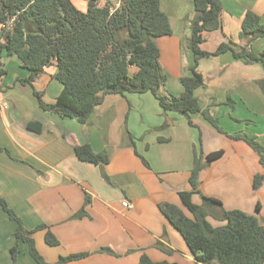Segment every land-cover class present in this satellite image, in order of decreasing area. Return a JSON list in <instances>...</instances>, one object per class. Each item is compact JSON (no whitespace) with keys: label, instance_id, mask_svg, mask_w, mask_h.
Masks as SVG:
<instances>
[{"label":"crops","instance_id":"obj_1","mask_svg":"<svg viewBox=\"0 0 264 264\" xmlns=\"http://www.w3.org/2000/svg\"><path fill=\"white\" fill-rule=\"evenodd\" d=\"M104 1L99 0L100 7L106 5ZM72 2L87 11L86 0ZM220 2L221 27L204 34L201 49L213 53L227 43L263 53L264 38L245 35L242 23L247 12L264 23V0ZM161 9L173 33L155 39L168 76L160 93L178 97L183 93L180 80L189 74L194 60L187 48L194 0H161ZM0 69L5 71L0 76V198L27 231H34L36 247L48 264L75 254L87 255L63 264H138L143 255L155 263L199 264L160 209L163 203L174 204L193 218L180 192L193 191L194 151L202 155L204 168L192 202L202 205L205 196L222 204L209 208L206 219L222 226L221 210H240L256 216L264 226V180L259 189L254 187L264 168L256 151L234 139L253 137L264 147V123H260L264 92L259 85L263 63L247 64L231 51L199 60L205 85L195 95L222 132L201 113L191 116L193 127L185 115L164 112L151 93L107 95L83 125L40 108L33 88L18 81L29 72L16 56L3 55ZM55 72V66L49 67L33 83L48 104L63 90L53 78ZM135 72L136 68L130 69L131 75ZM258 116L261 121L256 123ZM30 123H39L41 132L29 129ZM82 144L96 153L106 152L109 162L81 161L75 148ZM220 150L224 155L209 162L207 155ZM125 202L131 207L125 208ZM41 225L48 229L38 230ZM16 228L0 207V264H38L23 241L13 259ZM47 230L59 241L57 246L46 243Z\"/></svg>","mask_w":264,"mask_h":264},{"label":"trees","instance_id":"obj_2","mask_svg":"<svg viewBox=\"0 0 264 264\" xmlns=\"http://www.w3.org/2000/svg\"><path fill=\"white\" fill-rule=\"evenodd\" d=\"M87 11L78 9L72 0H0V60L3 55L16 56L29 75L18 79L33 88L42 110L62 118L77 119L87 124L95 108L107 95L151 93L164 112L175 111L189 118L201 113L220 132L217 120L207 110H202L195 91L205 85L198 71L199 60L231 51L234 58L247 64H264V52L256 55L247 47L234 48L222 43L215 52L201 49L204 34L220 29L222 5L220 0H194L195 16L190 21V38L187 48L194 56L189 74L181 78L183 93L178 97L164 96L160 90L166 86L168 76L160 64V49L156 38L173 33L168 16L161 9V0H120L118 7L99 0H86ZM245 35L264 38V24L253 12H247L242 23ZM55 66L53 78L63 90L56 101L48 104L33 86L37 77ZM136 68L131 75L130 69ZM5 71L0 69V76ZM264 92V79L259 82ZM29 129L41 132L39 123H30ZM245 141L260 157L264 168V147L255 138L237 136ZM76 156L83 162L103 165L109 162L106 152L96 153L89 144L75 148ZM224 155L220 150L207 155L215 161ZM143 159V158H142ZM145 162V160L143 159ZM204 168L202 155L194 151V166L190 178L191 192H180L188 217L179 207L163 203L160 209L181 233L195 260L199 264H264V226L256 216L240 210H221L222 226H213L207 219L208 209L220 206L215 198L203 196L202 205H195L192 196L198 192V177ZM264 172L255 177L254 187L259 189ZM0 207L17 223L16 245L13 259L19 254V242L29 245V251L38 264H48L36 247L34 231H27L17 213L0 198ZM260 206L257 207L259 210ZM84 208L78 214L82 215ZM38 230L48 229L41 225ZM37 231V230H36ZM45 241L57 246L59 241L47 230ZM87 254L61 257L57 264L84 258ZM138 264L155 263L143 255Z\"/></svg>","mask_w":264,"mask_h":264},{"label":"rangeland","instance_id":"obj_3","mask_svg":"<svg viewBox=\"0 0 264 264\" xmlns=\"http://www.w3.org/2000/svg\"><path fill=\"white\" fill-rule=\"evenodd\" d=\"M73 1H75V0H73ZM105 3H107V2H111L112 3V5L113 6H115V7H117V5H119L120 4V0H107V1H104ZM264 24V23H263ZM256 123H259L260 121H261V118H260V116H258L257 118H256ZM261 124H263L264 122L262 121V122H260Z\"/></svg>","mask_w":264,"mask_h":264},{"label":"built area","instance_id":"obj_4","mask_svg":"<svg viewBox=\"0 0 264 264\" xmlns=\"http://www.w3.org/2000/svg\"><path fill=\"white\" fill-rule=\"evenodd\" d=\"M118 6H119V5H117V7H118ZM123 206H124L125 208H130V207H131L130 204L127 203V202L123 203Z\"/></svg>","mask_w":264,"mask_h":264}]
</instances>
